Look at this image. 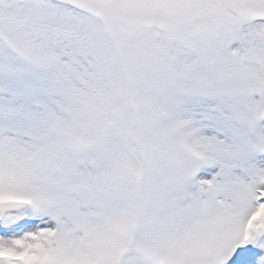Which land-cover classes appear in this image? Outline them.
I'll return each mask as SVG.
<instances>
[{"label": "snow or ice", "instance_id": "obj_1", "mask_svg": "<svg viewBox=\"0 0 264 264\" xmlns=\"http://www.w3.org/2000/svg\"><path fill=\"white\" fill-rule=\"evenodd\" d=\"M0 264H264V0H0Z\"/></svg>", "mask_w": 264, "mask_h": 264}]
</instances>
